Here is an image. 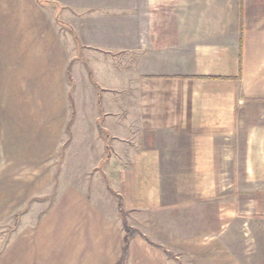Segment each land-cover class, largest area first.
Instances as JSON below:
<instances>
[{
  "label": "crops",
  "instance_id": "crops-1",
  "mask_svg": "<svg viewBox=\"0 0 264 264\" xmlns=\"http://www.w3.org/2000/svg\"><path fill=\"white\" fill-rule=\"evenodd\" d=\"M59 6L0 0V219L45 194L66 144L48 211L0 264H115L119 201L138 226L154 228L163 210L179 221L163 241L143 235L187 264H253L221 239L251 216L264 222V0L99 10L80 35L82 61ZM127 264L175 263L136 236Z\"/></svg>",
  "mask_w": 264,
  "mask_h": 264
},
{
  "label": "rangeland",
  "instance_id": "rangeland-1",
  "mask_svg": "<svg viewBox=\"0 0 264 264\" xmlns=\"http://www.w3.org/2000/svg\"><path fill=\"white\" fill-rule=\"evenodd\" d=\"M54 1H56L60 5L59 6V9L61 10L60 14L63 13V15L60 16L61 20H58L59 23H61V28L63 30L65 29L64 32L66 33L71 32L69 35L74 38L76 37L78 39V41L75 42L76 46L74 50H76V57L81 61L83 60L84 52L82 50V43H81L82 39L80 35L83 31L85 24L93 18L98 19L100 16H102L99 13L100 12L99 10L115 13L118 11H122L125 7L130 6V0H128L129 2H125V3H123V0H54ZM124 11H130V9ZM66 24L69 25L70 29L67 27ZM71 25L75 28V30L72 29L73 27ZM76 64L77 65H75L73 68V74L75 80L79 84H84L85 83L84 67L79 62V60ZM65 145L66 144H64L63 142L58 150L57 156H55V159L53 160V171L55 170V172L53 173V182L50 188L45 191V194H43V196H39L37 198H32L31 200H29L25 205L20 207L21 208L20 212H17L8 219H4V220L0 219V250H2L0 251V253L3 252L5 245H7L10 242V239L13 238L14 235H17L19 230H24V229H28L29 227H33L37 221V217L39 216L40 219V217L45 212L48 211L50 207L49 205L51 204L53 198L57 194L56 191L57 177H58V171L61 169L60 168L61 163L63 162ZM67 168L68 166H65L64 168L66 170V177H64L66 180H68ZM86 181L89 182V180ZM104 181H105V186H107L108 183L107 179L104 178ZM88 184H90L89 188L93 190L92 191L93 196L96 197L100 192V188L98 187L99 185H97L95 181L94 182L92 181L91 183ZM118 203L120 204V201ZM163 212L164 213H159L155 215V220L157 221L151 223V226H155L154 228L153 227L145 228L143 225H142L143 227L138 226L139 222H137L136 219L134 221L133 218H135V216L133 214L131 215L129 212L123 210V213L125 214L124 217L121 215L120 212L119 213L123 223L125 222L128 227L138 231L139 235L137 236L139 237H141L140 235L144 236L143 235L144 231H150L157 234L158 235L157 238L166 239L167 237L165 236V234H169L171 229L173 230V228H175L174 229L175 232H178L180 230L181 223L173 219H172L173 223L172 221L170 222L169 221L170 216L167 213H165V210H163ZM24 216H27L28 218L25 219ZM173 216H175L174 218H176L177 215L172 214V218ZM254 218L256 219L255 216H251V221H250L251 225H249L248 228L245 230L247 234L246 237H244L243 234L241 235V232H245V231H242V229H240L241 227H238L239 224H237L236 225L237 227L231 229L228 235L222 238L221 240L227 247H229V249L234 253L237 259L251 261L253 262V264H264V222H260L259 220L257 221ZM164 225H166V228L163 227ZM155 239L152 240L157 243V240ZM121 245H122V241H121ZM168 251L171 252L175 257H176L175 254H178L175 252L173 253L170 250ZM178 257H179L178 258L179 260L177 259L178 262H180L181 264H187L182 260L180 256ZM119 259L120 256L117 260L118 264H127V259L124 262H120ZM178 262L174 261L175 264H180Z\"/></svg>",
  "mask_w": 264,
  "mask_h": 264
},
{
  "label": "trees",
  "instance_id": "trees-1",
  "mask_svg": "<svg viewBox=\"0 0 264 264\" xmlns=\"http://www.w3.org/2000/svg\"><path fill=\"white\" fill-rule=\"evenodd\" d=\"M57 22H59L58 19H57ZM118 211L124 217L125 214L123 213V210L120 204L118 205ZM137 235H139L137 230H134L133 228L128 227L125 222L123 223V238H122V245H121V255L119 259L120 262H124L128 258L129 243ZM140 236L150 247L162 251L167 258L173 259L174 261L178 262L177 258L171 252H169L166 248H163L157 244H154L145 236H142V235ZM116 264H118V262Z\"/></svg>",
  "mask_w": 264,
  "mask_h": 264
}]
</instances>
